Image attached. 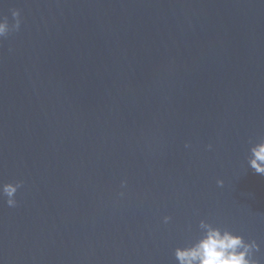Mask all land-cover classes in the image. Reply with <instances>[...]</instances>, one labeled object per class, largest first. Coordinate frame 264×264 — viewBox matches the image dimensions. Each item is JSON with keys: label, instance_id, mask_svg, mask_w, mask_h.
Listing matches in <instances>:
<instances>
[{"label": "water", "instance_id": "95a60500", "mask_svg": "<svg viewBox=\"0 0 264 264\" xmlns=\"http://www.w3.org/2000/svg\"><path fill=\"white\" fill-rule=\"evenodd\" d=\"M14 8L0 183L20 187L0 200V264H177L200 219L255 239L264 264V174L247 163L264 0H0L10 25Z\"/></svg>", "mask_w": 264, "mask_h": 264}, {"label": "clouds", "instance_id": "9594fccd", "mask_svg": "<svg viewBox=\"0 0 264 264\" xmlns=\"http://www.w3.org/2000/svg\"><path fill=\"white\" fill-rule=\"evenodd\" d=\"M12 17L14 23L11 25L7 16L0 18V38L19 29L21 23L19 9H12ZM247 163L255 172L264 174V136L250 139ZM120 183L123 189L127 180H121ZM217 184L223 186L224 181L218 179ZM19 187L20 182L0 183V200L9 207H15L17 204L15 194ZM119 195L123 196L124 192L121 191ZM170 219V216L165 215L163 222L167 224ZM197 227L198 231L194 237L183 246L175 248L177 264H261L258 255L260 245L255 239L246 240L243 235L206 219H200Z\"/></svg>", "mask_w": 264, "mask_h": 264}]
</instances>
